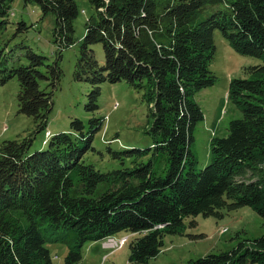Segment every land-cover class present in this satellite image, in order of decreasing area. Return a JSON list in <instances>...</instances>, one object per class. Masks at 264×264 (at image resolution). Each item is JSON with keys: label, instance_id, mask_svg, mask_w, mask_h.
I'll use <instances>...</instances> for the list:
<instances>
[{"label": "trees", "instance_id": "trees-1", "mask_svg": "<svg viewBox=\"0 0 264 264\" xmlns=\"http://www.w3.org/2000/svg\"><path fill=\"white\" fill-rule=\"evenodd\" d=\"M13 0H0V30L10 25ZM74 77L92 85L85 108H99L101 84L129 82L149 106L152 146L111 150L122 166L101 171L86 163L104 117L75 118L71 129L52 134L45 148L19 135L0 144V264H53L46 246L68 245L65 264L82 260L89 241L130 232V264H150L164 238L182 234L186 218L220 219L244 206L264 218V0H88ZM55 16L54 41L62 50L76 43V0H23ZM18 22V31L28 29ZM240 54L262 59L233 78L228 98L243 113L228 134L211 139V162L198 167L192 145L205 119L196 93L212 86L214 31ZM101 43L100 64L91 46ZM0 48V84L16 78L19 112L33 118L36 131L48 127L53 91L62 77L59 61L23 45ZM124 156H135L126 165ZM146 158V160L144 159ZM194 223V222H193ZM188 264H264V233L230 250L208 253Z\"/></svg>", "mask_w": 264, "mask_h": 264}, {"label": "rangeland", "instance_id": "rangeland-1", "mask_svg": "<svg viewBox=\"0 0 264 264\" xmlns=\"http://www.w3.org/2000/svg\"><path fill=\"white\" fill-rule=\"evenodd\" d=\"M80 9L74 21L76 43L62 50L54 41L55 16L43 17L38 4L25 5L23 0H13L9 11L10 25L0 30V48L16 47L24 52L23 45L48 57L50 63L59 61L62 77L54 88L49 81H42V87L53 91L54 105L49 116L48 127L36 131L32 117L19 112V83L16 78L0 84V144L4 140L15 139L19 135L34 137L33 149L45 148L52 134L69 131L75 118L85 122L91 117H104L103 128L96 133L92 148L84 156L86 163L107 172L124 166L121 157L114 158L111 150L131 148L145 149L152 146V137L147 130L151 127L149 106L138 91L125 80L116 83L104 82L98 100L99 108L94 112L85 108L92 85L86 80L74 77L76 63L80 57V46L86 33V21L94 12L88 0H76ZM25 21L28 29L18 31V22ZM216 51L210 69L217 76L214 85L202 89L195 95L204 111L205 119L195 129L193 151L198 158V167L204 168L212 159V137L228 134V126L234 119L243 116L242 111L228 98L230 82L233 78L245 77L249 66L262 63V59L238 53L224 38L220 30L214 31ZM100 64L105 62L101 43L91 46ZM130 165L135 156H124ZM146 160V158H144ZM222 218L203 215L186 218V228L182 234H169L164 238L160 254L149 260L150 264H188L191 259L208 253L234 248L240 241L256 238L264 233V218L253 208L244 206L232 211H224ZM194 222V223H193ZM226 229V230H224ZM130 235V232L116 233L114 238ZM131 236L120 249L104 246L103 240L87 241L82 249V260L75 264H130ZM53 255V264H65L68 245L61 241L47 243Z\"/></svg>", "mask_w": 264, "mask_h": 264}, {"label": "built area", "instance_id": "built-area-1", "mask_svg": "<svg viewBox=\"0 0 264 264\" xmlns=\"http://www.w3.org/2000/svg\"><path fill=\"white\" fill-rule=\"evenodd\" d=\"M129 241V236H124L120 238L119 240L115 239L114 237H107L105 238V241L103 242L104 246L108 248L119 249L121 245H126Z\"/></svg>", "mask_w": 264, "mask_h": 264}, {"label": "bare ground", "instance_id": "bare-ground-1", "mask_svg": "<svg viewBox=\"0 0 264 264\" xmlns=\"http://www.w3.org/2000/svg\"><path fill=\"white\" fill-rule=\"evenodd\" d=\"M224 230H226V229H224ZM104 241H105V240H104ZM124 246H125V245H121L120 248H123ZM120 248H119V249H120Z\"/></svg>", "mask_w": 264, "mask_h": 264}, {"label": "clouds", "instance_id": "clouds-1", "mask_svg": "<svg viewBox=\"0 0 264 264\" xmlns=\"http://www.w3.org/2000/svg\"><path fill=\"white\" fill-rule=\"evenodd\" d=\"M130 239V238H129Z\"/></svg>", "mask_w": 264, "mask_h": 264}]
</instances>
